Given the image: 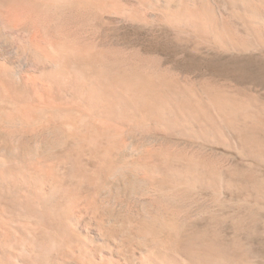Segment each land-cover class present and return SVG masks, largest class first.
Masks as SVG:
<instances>
[{"label": "bare ground", "instance_id": "1", "mask_svg": "<svg viewBox=\"0 0 264 264\" xmlns=\"http://www.w3.org/2000/svg\"><path fill=\"white\" fill-rule=\"evenodd\" d=\"M20 1L18 7L16 0H0L4 6L0 9V257L20 259L21 264H184L182 258L187 257L179 255V247L180 253L174 251L180 225L174 208L185 207L198 186L194 183L203 181L208 170L181 165V160L178 169L177 161L176 166L171 164L175 159L172 149L145 151L126 130L155 125L169 106L171 120L179 117L180 127L193 131L184 108L170 107L174 104L158 108L171 101L172 85L137 88L134 81L131 84L135 78L121 85L120 80L128 76L139 80L148 76L133 70L110 72V76L104 70L107 75L100 78L99 72L96 76L61 69L58 60L57 68L55 54L47 59L46 53H34L33 48L47 44L50 35L56 38L63 33L58 30L62 25L54 24L60 19L61 0ZM51 21L52 30L59 25V32H48ZM60 36L56 42L52 38L55 46L63 42ZM46 48L53 53L54 46ZM201 120L193 121L199 129L203 128ZM251 184L249 189H255L262 199V188ZM139 191L150 192L158 204L143 202L132 217L125 213L123 196L126 199Z\"/></svg>", "mask_w": 264, "mask_h": 264}, {"label": "rangeland", "instance_id": "2", "mask_svg": "<svg viewBox=\"0 0 264 264\" xmlns=\"http://www.w3.org/2000/svg\"><path fill=\"white\" fill-rule=\"evenodd\" d=\"M69 1L61 0V9H57L61 12L56 11L60 19L48 25H52L48 32L53 29L52 22L62 25L58 29L62 34L54 38L51 32L49 37L57 40L61 34L63 42L55 48V40H48L53 45L47 41L34 46V53H46L47 59L55 54L53 59L58 60L61 69H78L92 75L99 72L100 78L119 70L144 73L148 76L142 80L128 76L120 83L128 84L135 78L131 84L134 81L137 88L172 85L171 101L158 108L174 104L170 107L184 108V116L189 117V129L193 131L180 127L179 117L178 121L171 120L173 114L168 112V106L163 112L169 114L160 113L163 118L158 117L155 125L126 129L145 151L172 149L175 159L171 164L181 160V165L195 164L208 170L203 181L194 183L198 188L193 186L190 204L174 208V217L180 224V234L176 235L180 242L174 251L179 247V255L187 257L182 258L184 264H264V0H106L99 1L100 5L91 0L94 5ZM16 2L22 6L20 0ZM33 9L35 15L36 8ZM48 45L58 50L53 48L52 53ZM84 54H88L87 58L80 57ZM178 91L189 93L188 97ZM176 92L181 95L174 97ZM201 118L204 134L194 123ZM165 121L167 126L163 125ZM123 127L120 131L124 132ZM249 181L259 186L256 189L262 188V199L255 189H249ZM207 182L211 186L206 187ZM146 193L134 192L126 199L123 196L128 210L125 213L135 216L143 202L158 204L150 192ZM185 249L190 252L185 254ZM0 258V264H21L20 259Z\"/></svg>", "mask_w": 264, "mask_h": 264}]
</instances>
